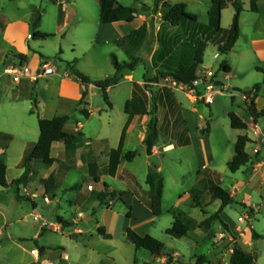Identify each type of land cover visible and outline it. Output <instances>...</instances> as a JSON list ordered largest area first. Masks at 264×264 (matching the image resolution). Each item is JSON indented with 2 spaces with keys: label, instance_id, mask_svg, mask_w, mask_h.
I'll return each instance as SVG.
<instances>
[{
  "label": "rangeland",
  "instance_id": "rangeland-1",
  "mask_svg": "<svg viewBox=\"0 0 264 264\" xmlns=\"http://www.w3.org/2000/svg\"><path fill=\"white\" fill-rule=\"evenodd\" d=\"M117 1L124 6L133 7L137 11L134 22L124 23V30L126 33L134 34L135 39L139 37V48L123 50L117 43L98 42L96 40L100 12L98 0H0V14L11 22L27 21L30 33L33 34L32 19L35 11L40 10L42 14L40 30L54 36L46 40H29L28 66L33 72H37L41 68L44 59L51 62L60 71H65L68 64L75 61V66L79 63V68L88 72L92 77L104 80L115 73L112 55H115L120 62H132L134 58H138L139 63L135 68V77L143 82L140 88L142 101H145V105H147L151 100L150 109L153 110L151 112L147 110L149 120L151 122L153 114H157V117L160 116V120L158 119L160 128L159 145L162 146L170 140V129L172 128L178 130L175 137L182 135V138H184L185 136L182 133L186 130V125L182 108H186L189 104L188 100L192 101V99L188 98L186 90H182L179 84L175 85L172 78L167 74L176 71L185 64L184 54L186 49L194 46L199 39L207 41L212 36L213 29L209 26V11L212 2L211 0H169L171 4L186 3L188 11L198 16L196 22L186 20L179 27H174L168 22L157 23L163 20L165 9L162 8V5L155 7L156 0ZM241 1L245 10L242 14L245 23H243V34L239 38L240 41L236 50L228 55H221L219 60H214V55L218 53V49L209 43L204 56V64L207 67H212L217 78L223 81L226 73L219 69L222 61L228 60L236 68H241V72L237 73L236 71L233 74L231 81L225 80L223 82L227 86L237 84L236 86L240 89L235 90L227 87L223 94L215 96V101L211 106L197 105L198 119L196 123L203 120L209 121L211 142L217 164L220 167L222 166L224 168L223 172H226L229 176H234V173L228 168L226 160H230L229 154H234V144L238 137L247 134L255 136V128L247 130L233 129L228 115L229 112H236L245 122L253 123L245 102L237 98V104L233 105L231 95L242 97L244 94H249V89L251 90L257 84L259 76L252 64L253 56L248 55L250 52L248 51L247 37L251 35L255 21H261V18H257V15L251 12L250 0ZM64 6L67 12L63 11ZM66 15L69 24L60 30V25ZM234 15L235 10L232 6L223 10L220 20L221 28L228 29L233 23ZM262 24H264V18H262ZM7 45H9V40L2 38L0 35V49L2 46ZM119 92L118 89L111 92V100L116 105L113 114L114 121L109 127L112 135L117 130L118 117L124 113ZM158 99H162L164 104L161 107L158 106L155 112L156 105L154 102H157ZM88 101L90 103L88 109L94 111L92 119L87 124L89 130L95 129L99 123L98 119L101 114L99 108L107 109L108 106L103 94L98 90L92 91V101L90 97ZM31 110V101L20 103L19 114L24 115L29 120L30 126L34 123L35 128H38V115L31 114ZM80 119H83L85 123L88 120L85 116ZM0 128H6V124L2 121H0ZM1 142L6 145L7 143L10 144V149L7 152V179L11 184L25 173V170L19 168L20 163L18 161L21 153V136L15 139L3 137ZM135 146L139 145H132L136 148ZM247 151L249 153L254 151V143L248 144ZM186 153L187 156H185L183 165L175 159L177 153L172 155L163 153L160 157L152 159V164L155 166L157 163L163 164L165 191L162 215L154 219L150 235L163 242L168 252H178L185 264L198 262V259L203 256L206 257L207 262L202 264H230V254H232L234 245L240 244V240L243 239V231L238 230L241 235L234 236L219 223H215L209 232L199 228V224L204 219L217 213L221 202H211L204 209L195 206V197H198L202 204H205L208 200L206 193L203 191L204 184L201 182V179L205 178L206 175L199 174L194 152L190 149ZM253 156H255L254 153ZM171 157L174 159L171 160ZM42 167L34 171L35 177L33 180H35L36 185L39 183V179L46 174L47 166L44 164ZM133 167L128 166V169H133ZM251 169H253V166H251ZM249 171L247 170V174H249ZM80 174L81 172L72 171L68 175L67 183L73 185L79 180L81 182ZM236 175L237 180H246L244 170L237 172ZM222 178L221 186L232 192L234 190L232 181L229 178H224L223 175ZM110 182H112L111 179ZM24 189L25 184L20 185V187L0 188V264H30L33 260L31 251L38 249L40 252L42 245L47 246L54 253L49 254L51 257L42 256L38 264H44L45 259L57 264L51 258L57 250L56 246L60 244L66 245V249H60L59 253H67L71 261L75 262L79 253L76 251V240L70 236V233L79 227L97 234L98 222L101 221L100 216L102 209L105 207L90 203L85 209H82L85 216L91 218L90 221H80L79 225L64 227L63 231H58L60 230L57 226L59 216L65 217L67 221H70L71 218H77V213L71 205L69 191H66L67 193L62 189L50 191L48 197L51 203H47L45 196L42 194H38L35 198H26V194L23 192ZM194 189L198 192L196 191L195 195L192 196L191 191ZM28 190L33 192V188L29 187ZM239 192L237 200L239 202H242L243 199L247 200L255 209L256 215L250 212L246 215L245 204H234L233 209L229 207L225 210L227 218L225 220L231 224H240L239 217L242 216L243 219L241 220L249 226L245 233V239L252 233L250 228L252 223L254 230L263 235L262 240L257 244V248L264 250V184L260 188H251V190L246 189ZM17 195L22 198L18 200ZM115 200L116 203L112 209L120 212L122 209L121 200L119 198ZM203 210L207 212V215L203 213ZM37 216L41 217L40 224L35 221ZM175 216L185 218L192 224L188 237L175 239L167 234V230L173 225ZM137 222L139 221H134L136 229H141V224L137 225ZM44 223H46L45 227H43ZM131 230L137 233L135 229ZM113 234V241L101 237L99 242L93 241L90 243V249L94 250L93 255L103 256L109 254L113 256L116 254L120 261L130 263L131 257L134 258L135 256V246L125 242L117 233L114 232ZM37 236L41 237L37 238ZM246 250L249 249L246 247ZM145 252L151 257L150 252L146 250ZM170 255L172 261L178 262L177 264H184L181 262L180 255ZM138 258H143V256L138 255ZM150 264L159 263L151 260Z\"/></svg>",
  "mask_w": 264,
  "mask_h": 264
},
{
  "label": "crops",
  "instance_id": "crops-1",
  "mask_svg": "<svg viewBox=\"0 0 264 264\" xmlns=\"http://www.w3.org/2000/svg\"><path fill=\"white\" fill-rule=\"evenodd\" d=\"M99 6L100 12L99 20L97 23L98 29L96 32V40L98 42L109 41L111 43H117L123 48V50H134L136 48H139V37L135 39L134 34L125 32V21L121 20L112 23H102V7L100 3ZM257 7L258 12L253 13L257 15V18H261V21H255L252 26L251 35L247 37L249 46L248 51L250 52L248 53V55L253 56L252 64L254 65L253 67L256 70L258 68L264 69V24H262V18H264V0H257ZM63 11L67 12L65 6L63 8ZM164 23L166 22L164 21ZM243 23H245V21L241 15L240 37L243 34ZM68 24V16L66 15L63 23L60 25V30L68 26ZM0 35L2 36V38H6L9 40V45L2 46L0 49V121L6 124V128H0V156L4 153L7 156V152L10 149V144H2L1 138L3 137H11L12 139H15L21 136V153L18 158L19 163L24 157L26 145L29 142H37L39 140L40 128H35L34 123L32 124V126H30L29 120L24 115L19 114L18 110L22 101H31L32 109L35 110V113L33 114L38 115V125L40 118L53 120L56 117L69 116L70 120L66 124V130L70 133H80L82 136V140L77 144V148L75 149V151H71L69 154L67 153V148L64 142H55L53 144L51 157L55 160V162L51 167H47L45 176L39 179V183L37 185L35 184V180H33V178L35 177L34 171L37 168H43L42 166H44V163L41 160H37L33 163V170L29 175L28 181L25 183V189L23 191L26 194V198H35L38 194H42L49 199L48 193L54 189H62L65 192L69 191L68 193L69 195H71V205L74 211L77 213V218H71L69 219V222L73 225H79L80 221L88 222L91 220V218H87L85 216V213L82 209H85L88 205H90V203H94V205H98L100 207L99 201L89 200L93 192L99 193L104 190L105 185H108L110 191H130L132 193L131 211L121 201L120 203L122 204V209L120 210V212L114 211L112 208L115 205L116 200H109L112 202V204H109V206H106L102 209V213L100 216L101 221L98 222V229L100 227H104L105 232L110 235V239H105L99 233H90V230L86 231L85 229L78 227V229L70 233V236L76 240V251L79 253L77 260L73 262L71 261V258L67 253H59L60 249H66V245L60 244L59 246H56L57 250L55 251L53 258H51L54 259L57 264L129 263H127V261H120L117 257L118 255L116 256V254H114L113 256H110L109 254L103 256H94V250L90 249V243L93 241L99 242V238L101 237L105 240L113 241V233L115 232L119 235V237H122L125 242L135 246L134 243H132L128 238L127 234L129 229H135L137 231V234L139 235H150L152 224L154 223V219L157 218V216L153 213L150 206L151 188L146 183V180L150 168L153 166L152 159L160 157L163 153L170 155L177 153V158L175 159L180 161V164L183 165L185 156H187L186 152L187 150L191 149V151L195 154L199 171H206V176L205 178L201 179V182H205L207 184L210 181L222 183V175L224 176V178H229L233 183L232 185L234 190L232 192L230 191V193L235 199V204H245L246 215L248 214V212L256 215L255 209L248 203L247 200L243 199L242 202H239L237 198L240 194L239 191H243L246 189L251 190V188H260V186L264 184V146L262 144V135L264 134V75L261 72L257 70V73L259 74L257 84H260V89L256 94H251L248 100L245 99V96L247 94H244V96L242 97L233 94L231 95L233 105L237 104V98H239L241 101L245 102L247 108L248 105H250L252 99H254L256 109L258 110V112L262 113L256 121L250 113L253 123H247L241 118L238 113L234 112L247 124L248 129L255 128L254 137L248 134L246 136L251 140V143H254V150L257 148L260 149L259 155L257 156H253V152L249 153L247 151L252 156V162L248 166L240 170H244L246 175V180L243 181L241 179L237 180L236 173H234V176H229L226 174V172H223L224 168H222V166H218L211 142V126L209 121L203 120L201 116V119L203 121L196 123L198 119L197 105L205 103L197 102L193 97L186 94L188 98L192 99V101H189L187 99L189 102L188 106L184 109L182 108L183 119L186 125V130L182 134L185 137L182 138V135H178L179 137H175L178 130L174 128L170 129V140H168V142H166L164 145L160 146L159 135L156 145L153 148V153L150 156L147 153L145 145V140L150 133V120L148 114H137L130 117V115L126 112V104L134 98V96L136 95L135 92L137 91L139 95L142 94L140 88L143 82L140 79H136L135 70L132 72L122 73L120 82L108 89V96L112 107H109L107 105V109L99 108L101 109V114L99 115L98 119L99 123L97 124V127L95 129L88 130L87 124H89L94 115V111L88 109V107L90 106L88 100L90 97L92 101L93 90L100 91L93 83L101 80L92 77L88 72H86L82 68H79V63L75 66V61L73 63H69L68 68L65 71H60L55 68L51 62H48L46 59H44L41 64V68L37 72H33L32 70H30L28 66V44L29 40L33 39V37L30 33L29 23L27 21L11 22L2 14H0ZM239 41L237 42L233 51L236 50ZM21 56L25 57L26 61L20 58ZM45 63H49L51 65V67L54 69V74L50 75L49 77H40L39 75L41 73L42 66ZM14 65H22L23 68V76L18 82H14L13 76H10L5 72L7 68ZM230 66L231 73L226 74L224 81H231V77L233 76V74L236 71L237 73H239L242 70L241 68H236L233 63H230ZM74 70H79L81 73L87 76L92 83L87 87L83 85L75 75ZM243 72L245 73V71ZM115 74L116 71L113 76H115ZM217 80L219 81V83L225 86L226 89L227 87L233 88L235 90L240 89L238 88V86H236L237 84H234L235 86H227L220 78H217ZM256 85H254V87ZM254 87L251 90L249 89L248 93H252V91H254ZM117 89L120 90L119 95L121 97V101L123 102L124 113L122 116L118 117L117 130L112 135L109 127H111V123L114 121L113 114L116 105L114 101L111 100V92ZM86 91L88 93L86 99V101L88 102V106H86V108L89 110L90 116L85 123L83 119H80L81 117H84V114L81 112L78 105ZM154 103L156 105V107L154 108L155 112L157 111L158 106L161 107V105L164 104L162 99H158L157 102L155 101ZM150 105L151 100H149V103H147L146 105V110H149L151 112L153 109H150ZM138 108L139 107H137V109ZM157 119L160 120L159 115ZM206 128L207 132L202 134V129ZM124 129L126 133L120 165L118 167L116 175L112 176L108 172L110 163V151L113 149H118ZM158 131L160 133L159 123ZM236 142L234 146L236 145ZM135 144H138L139 146H135L136 148L132 147V145ZM130 151H137L139 154L133 162H127L124 159V155ZM229 155L230 160H226L227 164L235 156V151L234 154ZM170 159L173 160L174 158L171 157ZM258 160L260 161L258 162ZM73 163L75 164L76 168L70 167V164ZM128 166L134 167L133 169H128ZM251 166H253V169H251ZM155 168L157 171L163 174L162 163H157ZM247 170H250L248 172L249 174H247ZM72 171L81 172L80 178L82 181L80 182L79 180L78 182H75V184L69 185L67 183V178ZM217 173L220 174V177L217 176ZM50 178H52V182L47 188L46 182ZM110 179L112 180V182H110ZM76 184H80L81 186H79V189L72 191V188ZM29 187L31 189L33 188V192H30L28 190ZM89 187H92V190H89ZM220 207L221 205L219 206V209ZM230 207L233 209V206ZM228 208L229 207L224 209L222 218L229 225V231L234 236L241 235L238 233V230L243 231V239L240 240V245L246 252L254 256V264H264V250L257 248V244H259V242L262 240L263 235L258 234L254 230L251 223L250 228L252 233L248 238L245 239L244 237H246V230H248L249 228L248 224L241 220L243 219L242 216L239 217L240 224H231L226 221L225 210ZM129 212L131 214L130 217L128 216ZM63 218L67 220L65 217ZM136 220L139 221L137 222V225H139V223L141 224V229H136L134 225V221L136 222ZM57 226L60 228V230L58 231L64 230V226L62 224L58 223ZM55 231H57V229H55ZM253 231L260 235V238H254ZM40 237L41 236H37V238ZM42 247H45L46 250L42 252L40 249L39 258L32 254L33 260L30 264H38L40 263L42 256L51 257L49 254L54 253V251H51L47 246L42 245ZM246 247L249 250H246ZM33 250L31 251V253L33 252ZM170 254L180 255L175 251H170ZM65 255L69 257L68 260L64 259ZM138 255H142L143 258L139 259ZM231 255L232 254H230V259ZM149 256L150 255H148L144 249L136 248L135 256L134 258L131 257L129 264H141V262L143 261V264H150L151 260L159 264L178 263L174 262V260L172 261L171 255L170 258H168L166 255L156 257L151 254V257ZM146 260H148L149 262ZM182 261L183 260L181 256V262ZM182 263L185 264V262ZM197 263L198 262H193L192 264ZM44 264L54 263L50 262L48 259H45Z\"/></svg>",
  "mask_w": 264,
  "mask_h": 264
},
{
  "label": "trees",
  "instance_id": "trees-1",
  "mask_svg": "<svg viewBox=\"0 0 264 264\" xmlns=\"http://www.w3.org/2000/svg\"><path fill=\"white\" fill-rule=\"evenodd\" d=\"M251 1V11L254 13L258 12L257 0ZM212 7L209 11L210 17V28L213 29L212 36L207 40H198L194 46L186 49L185 58L186 62L184 65L180 66L176 71L168 73L172 80L178 84L185 86H191L197 79L198 71L201 65L204 64L205 51L208 44L211 43L217 47L218 51L222 55H228L231 53L236 46L240 38V18L244 12V5L241 0H211ZM102 7V23H112L117 21H125L132 23L135 20V14L137 11L133 7H126L120 4L117 0H99ZM165 9L163 19L174 27H179L184 21H198V16L194 13L188 11V5L186 3L171 4L169 0H156L155 7H160ZM232 6L235 10V15L233 23L230 28L223 29L220 25L221 13L226 8ZM42 22V14L40 10H36L32 19L33 34L32 37L35 40H46L53 37L54 35L42 32L40 30ZM192 45V44H191ZM24 61L25 57L21 56ZM139 63L138 58H134L132 62H120L115 55H112V64L116 71L115 76L106 78L105 80L96 81L93 84L102 92L105 102L109 107H112L108 96V89L117 85L121 80V75L124 72H132L135 70ZM221 69L226 73H231V66L228 60H224L221 64ZM259 72L264 75V69L258 68ZM75 75L78 77L79 81L86 87L90 85L91 80L81 73L79 70H74ZM260 89V84L254 87L252 93L246 96L249 99L251 94H256ZM135 96L126 104V112L131 116L137 114H147L145 101H142L141 95L135 92ZM88 96L87 91L84 93L78 107L85 117L89 118L90 112L86 108L88 102L86 101ZM35 106V102H34ZM137 107H139L137 109ZM249 111L256 121L257 118L262 114L256 109L254 99H252L250 105H248ZM31 113H35L32 109ZM229 118L231 121V127L236 130H247V124L234 112L229 113ZM70 120L69 116L56 117L53 120L39 119L40 137L37 142H29L26 145L24 151V157L19 164V168L25 170V173L19 179L13 181L11 184L7 179L8 164L6 154L0 156V188H9L11 186L20 187V185L25 184L28 181L29 175L33 170V163L37 160H41L47 167H51L55 160L51 157V151L53 144L55 142H64L67 148V153L75 151L77 144L81 142L82 136L80 133H70L66 130V124ZM150 133L148 134L145 145L148 155H152L153 148L159 138L158 131V119L155 114H153L152 120L149 124ZM202 134L207 132L206 129H202ZM125 129L121 136V141L118 149H113L110 151V163L108 167V172L110 175L114 176L117 173L118 167L120 165L124 141H125ZM251 143V140L247 136H239L235 145V156L228 163V168L232 173H237L242 168L248 166L252 162V156L247 152V146ZM137 151H130L124 155V159L127 162H133L138 157ZM71 168H76L75 164H70ZM206 171H199V174H205ZM220 177V174L217 173ZM52 182L50 178L46 182V187L48 188ZM98 182V179H97ZM146 183L151 188V209L156 216H161L163 211V199L165 190V179L161 172L157 171L153 165L150 168L149 174L147 176ZM203 191L206 193L207 202L202 204L198 197H195V206L204 209L208 204L215 201L221 202V207L216 214L207 217L200 224L199 228L209 232L212 230L215 223L221 224L225 230L229 231V225L222 218V213L225 208L233 206L235 204V199L229 191L221 186V183H216L210 181L208 184L203 182ZM80 184H76L72 191L79 189ZM196 189L192 190V196L195 195ZM198 192V191H197ZM201 193V192H200ZM22 197L17 195V199L20 200ZM119 198L125 206L131 211V198L132 193L130 191L116 192L110 191L109 186L105 185L104 190L99 193H94L90 197V201L97 200L100 203V207L109 206V200H115ZM29 200V199H28ZM203 213L207 215V212L203 210ZM130 217V212L128 213ZM58 221L64 227H71L73 224L65 220L63 217L59 216ZM192 229V224L188 222L185 218L180 216L174 217V222L171 228L167 230V234L175 239H182L188 237ZM98 233L105 239H110V235L105 232L104 227L98 229ZM128 238L134 243L137 249H144L150 252L153 256L161 257L166 255L170 258V252L167 251L166 245L159 241L158 239L152 237L151 235H139L135 231L128 230ZM254 238H260L255 231H253ZM45 247H41V251L44 252ZM170 260V259H169ZM168 260V261H169ZM197 264H202L207 262L206 257H200ZM255 258L253 255L246 252L240 244H236L233 247V252L230 259V264H254Z\"/></svg>",
  "mask_w": 264,
  "mask_h": 264
},
{
  "label": "built area",
  "instance_id": "built-area-1",
  "mask_svg": "<svg viewBox=\"0 0 264 264\" xmlns=\"http://www.w3.org/2000/svg\"><path fill=\"white\" fill-rule=\"evenodd\" d=\"M221 53L218 51L214 55V60H219L221 58ZM223 62V61H222ZM221 62V64H222ZM221 64L219 66V69H221ZM223 71V70H222ZM8 75L13 76L14 82H18L20 78L23 76V68L22 65H14L6 69L5 71ZM54 74V69L51 67L49 63H45L42 66L40 77H49L50 75ZM175 85H178V83H174ZM182 88V90H186L187 95L193 97L197 102H203L207 105H211L215 101V96L218 94H223L226 91L225 86H223L219 81L217 80V75L213 71L212 67H207L205 64L201 65L198 74L197 79L194 81V83L191 86H185L182 84H179ZM245 99L248 100V97L245 96ZM262 144L264 146V134L262 135ZM260 149H255L253 151L254 155L256 156L259 153ZM89 190H92V187H89ZM45 201L47 203H50V200L45 197ZM109 204H112L111 201H109ZM41 217L37 216L35 217V221L40 224ZM46 226V223H44L43 227ZM32 254L36 257H40V252L38 250H33ZM64 259L68 260L69 257L67 255L64 256Z\"/></svg>",
  "mask_w": 264,
  "mask_h": 264
},
{
  "label": "water",
  "instance_id": "water-1",
  "mask_svg": "<svg viewBox=\"0 0 264 264\" xmlns=\"http://www.w3.org/2000/svg\"><path fill=\"white\" fill-rule=\"evenodd\" d=\"M159 22L162 23V22H164V20H160V21H158V24H160Z\"/></svg>",
  "mask_w": 264,
  "mask_h": 264
}]
</instances>
